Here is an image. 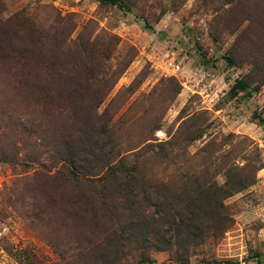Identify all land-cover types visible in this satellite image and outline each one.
<instances>
[{
	"label": "rangeland",
	"instance_id": "374dc122",
	"mask_svg": "<svg viewBox=\"0 0 264 264\" xmlns=\"http://www.w3.org/2000/svg\"><path fill=\"white\" fill-rule=\"evenodd\" d=\"M124 1L0 0V264L264 263V0Z\"/></svg>",
	"mask_w": 264,
	"mask_h": 264
},
{
	"label": "trees",
	"instance_id": "16d2710c",
	"mask_svg": "<svg viewBox=\"0 0 264 264\" xmlns=\"http://www.w3.org/2000/svg\"><path fill=\"white\" fill-rule=\"evenodd\" d=\"M102 2H105V3H110V4H113V5H117L119 6L120 8H125L127 7L126 6V2L124 0H101ZM237 86L240 87L242 90L246 89L247 88V85L245 84L244 81L242 80H238L237 81ZM96 99L97 97H95V99H89L90 102L94 103L96 102ZM259 262L263 263L261 260H259ZM236 264V263H235ZM264 264V263H263Z\"/></svg>",
	"mask_w": 264,
	"mask_h": 264
},
{
	"label": "built area",
	"instance_id": "2783aa9c",
	"mask_svg": "<svg viewBox=\"0 0 264 264\" xmlns=\"http://www.w3.org/2000/svg\"><path fill=\"white\" fill-rule=\"evenodd\" d=\"M236 264H263V263L254 259L242 258Z\"/></svg>",
	"mask_w": 264,
	"mask_h": 264
}]
</instances>
